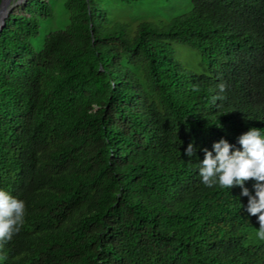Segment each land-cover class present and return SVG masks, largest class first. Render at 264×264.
Segmentation results:
<instances>
[{"label":"trees","instance_id":"trees-1","mask_svg":"<svg viewBox=\"0 0 264 264\" xmlns=\"http://www.w3.org/2000/svg\"><path fill=\"white\" fill-rule=\"evenodd\" d=\"M190 2L129 38L100 29L96 0H65L67 27L38 53L47 0L5 18L0 190L26 214L0 264H264L248 197L199 175L214 142L239 150L250 128L264 135V0ZM172 43L197 50L207 74L184 71Z\"/></svg>","mask_w":264,"mask_h":264},{"label":"clouds","instance_id":"clouds-1","mask_svg":"<svg viewBox=\"0 0 264 264\" xmlns=\"http://www.w3.org/2000/svg\"><path fill=\"white\" fill-rule=\"evenodd\" d=\"M217 88L220 95L213 96V103L224 99L226 85L220 83ZM193 90L198 89L194 86ZM238 143L239 150H233V146L225 139L214 142L212 151L204 149L199 175L201 182L207 187L217 184L227 190L239 187L240 195L248 197L247 212L258 219L257 236L260 240H264V135L260 129L253 127L238 138ZM195 153L196 149L192 143H189L184 155L191 158ZM249 180L255 181L253 185L255 195L250 194L244 186ZM25 214L26 207L23 200L0 190V248L21 231Z\"/></svg>","mask_w":264,"mask_h":264},{"label":"rangeland","instance_id":"rangeland-1","mask_svg":"<svg viewBox=\"0 0 264 264\" xmlns=\"http://www.w3.org/2000/svg\"><path fill=\"white\" fill-rule=\"evenodd\" d=\"M64 1L47 0L51 18L41 22L37 36L30 39L36 53L41 50L49 33L67 27L69 14L63 7ZM96 1L103 12L98 16L100 29L104 32L120 31L129 38L135 35L136 27L141 23L165 28L171 19L186 15L192 10L190 0H135L130 3L118 0ZM172 58L187 73L206 75L208 72L198 51L187 45L172 43Z\"/></svg>","mask_w":264,"mask_h":264},{"label":"water","instance_id":"water-1","mask_svg":"<svg viewBox=\"0 0 264 264\" xmlns=\"http://www.w3.org/2000/svg\"><path fill=\"white\" fill-rule=\"evenodd\" d=\"M23 0H0V28L4 24L5 18L13 8L19 5Z\"/></svg>","mask_w":264,"mask_h":264}]
</instances>
